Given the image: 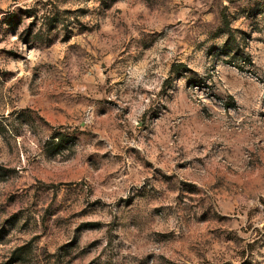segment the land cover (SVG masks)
Here are the masks:
<instances>
[{
	"label": "rangeland",
	"instance_id": "1",
	"mask_svg": "<svg viewBox=\"0 0 264 264\" xmlns=\"http://www.w3.org/2000/svg\"><path fill=\"white\" fill-rule=\"evenodd\" d=\"M0 264H264V0H0Z\"/></svg>",
	"mask_w": 264,
	"mask_h": 264
}]
</instances>
